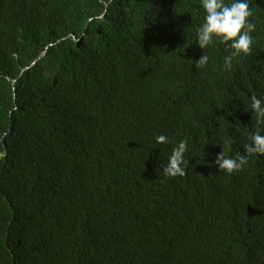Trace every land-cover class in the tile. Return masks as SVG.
<instances>
[{
    "label": "trees",
    "instance_id": "obj_1",
    "mask_svg": "<svg viewBox=\"0 0 264 264\" xmlns=\"http://www.w3.org/2000/svg\"><path fill=\"white\" fill-rule=\"evenodd\" d=\"M248 2L251 52L225 71L230 48L196 43L201 0H0V264H264V155L215 164L264 135Z\"/></svg>",
    "mask_w": 264,
    "mask_h": 264
},
{
    "label": "clouds",
    "instance_id": "obj_2",
    "mask_svg": "<svg viewBox=\"0 0 264 264\" xmlns=\"http://www.w3.org/2000/svg\"><path fill=\"white\" fill-rule=\"evenodd\" d=\"M205 11L204 23L197 32V41L200 49H204L213 43V38H219L220 43L232 51L224 57L223 68L225 71L232 69V61L240 54H249L253 38L251 33L255 30V24L249 20L253 15L248 0H234L227 4L225 0H201ZM191 61V60H190ZM209 57L201 55L195 61V67L203 68L207 65ZM193 63V61H191ZM250 108L256 115L257 125H264V100L255 95L250 97ZM250 143L245 145V153L237 154L235 158H226L223 151L215 157V164L219 170L229 174L240 172L248 163V156L253 154L264 155V135H261L260 128L249 137ZM157 144L168 143L164 135L155 137ZM187 151V141L182 140L172 149L168 157V163L163 168L166 176H185L188 161H185L184 154Z\"/></svg>",
    "mask_w": 264,
    "mask_h": 264
},
{
    "label": "water",
    "instance_id": "obj_3",
    "mask_svg": "<svg viewBox=\"0 0 264 264\" xmlns=\"http://www.w3.org/2000/svg\"><path fill=\"white\" fill-rule=\"evenodd\" d=\"M44 53H45V52H42V53L40 54V56H39L35 61H37V60H39L41 57H43V56H44Z\"/></svg>",
    "mask_w": 264,
    "mask_h": 264
}]
</instances>
